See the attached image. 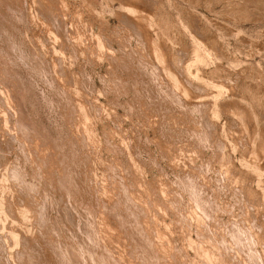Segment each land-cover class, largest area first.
<instances>
[{"label":"rangeland","instance_id":"1","mask_svg":"<svg viewBox=\"0 0 264 264\" xmlns=\"http://www.w3.org/2000/svg\"><path fill=\"white\" fill-rule=\"evenodd\" d=\"M237 263L264 264V0H0V264Z\"/></svg>","mask_w":264,"mask_h":264},{"label":"bare ground","instance_id":"2","mask_svg":"<svg viewBox=\"0 0 264 264\" xmlns=\"http://www.w3.org/2000/svg\"><path fill=\"white\" fill-rule=\"evenodd\" d=\"M129 10V9H128ZM138 12V11H137ZM129 13V12H128ZM143 18V17H142ZM98 40V39H97ZM186 73V72H185ZM183 74V73H182ZM196 75V74H195ZM194 75V76H195ZM184 76V75H183ZM183 85V84H182ZM222 89V88H221ZM191 90V89H190ZM215 93V92H214ZM262 93V92H261ZM204 101V100H203ZM221 106V105H220ZM209 113V112H208ZM207 113V114H208ZM225 114V113H224ZM219 115V114H218ZM245 117V116H244ZM220 130V129H219ZM262 143V142H261ZM257 144V143H256ZM230 155V154H229ZM255 158V157H254ZM251 161V160H250ZM227 162V161H226ZM248 167V166H247ZM224 168V167H223ZM234 171V170H233ZM230 189V188H229ZM261 209V208H260ZM263 212V211H262ZM244 224V223H243ZM11 227V226H10ZM249 230V229H248ZM158 231V230H157ZM3 239V238H2ZM210 239V238H209ZM256 246V245H255ZM21 249V248H20ZM25 263V262H24ZM238 264V263H237Z\"/></svg>","mask_w":264,"mask_h":264}]
</instances>
